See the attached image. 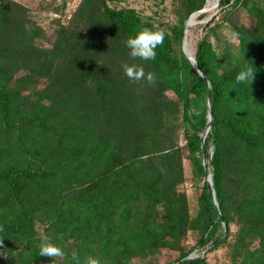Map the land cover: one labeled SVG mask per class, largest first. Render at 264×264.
<instances>
[{
  "label": "trees",
  "instance_id": "1",
  "mask_svg": "<svg viewBox=\"0 0 264 264\" xmlns=\"http://www.w3.org/2000/svg\"><path fill=\"white\" fill-rule=\"evenodd\" d=\"M114 1H81L73 25L60 30L53 46L62 54L63 69L52 72L49 54L41 60L50 79L69 77L58 83L59 90L35 91L33 100L21 91L32 87L29 80L41 66V50L33 44L37 34L27 37L30 26L26 30L12 14L15 3L0 0V264H74V251L100 264L151 261L162 248H179L188 230L200 236L175 262L194 249L226 244L225 264H264V0H219V15L196 44L202 75L181 46L187 19L207 0H178L175 24L111 6ZM240 8L253 25L231 24L237 42L221 43L218 27ZM4 28H11L10 36ZM142 28L165 33L154 61L131 58L124 44ZM107 29L113 36L102 41ZM106 48L115 59L130 58L153 72L155 86L132 83L121 70L107 75L96 59ZM243 66L254 71L251 83L235 80ZM21 69L28 72L17 79ZM88 80L94 82L95 104L71 90ZM167 89L181 105L193 176L211 173L216 202L203 180L194 216L177 190L181 147L164 130L162 112L173 106L160 98ZM208 92L213 118L202 150ZM37 223L64 250L63 260L39 255ZM232 223L236 231L228 241ZM177 264L210 263L198 254Z\"/></svg>",
  "mask_w": 264,
  "mask_h": 264
},
{
  "label": "rangeland",
  "instance_id": "2",
  "mask_svg": "<svg viewBox=\"0 0 264 264\" xmlns=\"http://www.w3.org/2000/svg\"><path fill=\"white\" fill-rule=\"evenodd\" d=\"M11 1L15 3L13 7L14 11L12 12L14 17L18 19L20 18L23 24L25 23L30 26L31 31L26 36L28 37L32 34L34 36L37 34L35 37H33V44L36 46V48H40L41 50L42 55L40 56L41 59H39L41 66H38L34 69L35 72L33 71V75L29 80V85L32 87L30 89H22L21 91L22 95L33 96V100H36V96L33 95L35 91L42 92L43 89L47 88V86H51L54 90H59L58 83H64L65 79L69 77V74L67 75L65 73L64 75L66 78L56 76L60 80L59 82L57 80L50 79L48 76L49 73H45L43 70V63L41 60H45V55L49 54L51 60H53V63L50 67L52 72L54 71L53 69L56 68H59V70L63 69L61 66L63 63L61 59L62 54L60 52L53 51V46L57 42V36L59 35L60 30H62L65 26L69 27L73 25V17L75 16L77 8L82 0ZM208 1H210L211 4V6L209 5V9L206 8V5L208 6ZM260 2L263 3V0H260ZM110 5L116 7H132L140 14L154 16L169 24H175V22H177L179 8H181V4L178 2V0H115L114 2H111ZM204 7L206 8L205 10L203 9ZM204 7L196 14L197 18H195V24L191 26L187 36L185 37V40L187 38L189 53L192 56H194L197 41L206 31L207 27L205 26H207V23L214 14L219 15V0H207ZM231 24H245L246 26L251 27L253 25V19L243 8L234 11L230 17V23H223L218 27L217 34L221 43H223L225 40L231 45L237 42V39L232 31ZM3 31H6V34L9 36L12 32L11 28H4ZM112 33L113 32L110 29H107L106 32L102 34V41L110 40V38L113 36ZM209 39L210 41L215 42L213 35H210ZM99 54L100 55L96 57V59L99 62L100 68H105L107 75H114L118 70L122 71L121 64L125 62H121L114 58L112 48H106ZM127 63L132 64L133 61L129 58ZM26 71L27 70L25 69H21L19 72H17V77H15L18 79L24 76ZM80 83H82L80 86L77 84L75 88L71 89L73 90L72 92L75 95L80 94L83 102L87 104H95L96 93L94 91V82L88 80L81 81ZM127 90H129V87L126 89V91ZM160 98L173 104L171 112H162V117L165 121L164 130L167 132L166 136L170 139H173V142L177 144V146L181 147L183 179L179 184H177V190L179 192H183L186 195L188 209L190 210L191 216H194L197 210V195L199 193L200 186L202 185L203 180H206L211 173L207 168L208 173L204 177L196 178L193 176L191 163L187 155L188 153L186 148H184L185 138L183 130L185 125L182 121L181 105L179 103L178 97L171 89H167ZM43 102H47V100L43 99ZM86 107L90 108V105H87ZM210 150L211 148H209V151ZM36 229L40 233L42 232V226L39 223L36 224ZM220 231L223 234L224 230ZM235 231L236 225L234 223L230 224L228 241L232 240ZM199 236L200 235L198 231L188 230L186 235L182 238L179 248H162L159 253L154 258H152L151 261L135 257L132 261V264H172L176 261L182 251H187L190 247L196 245ZM202 251L203 249H194L192 255L201 254ZM204 256L210 264H225L228 261L227 246L226 244H223L216 249L208 250Z\"/></svg>",
  "mask_w": 264,
  "mask_h": 264
},
{
  "label": "clouds",
  "instance_id": "3",
  "mask_svg": "<svg viewBox=\"0 0 264 264\" xmlns=\"http://www.w3.org/2000/svg\"><path fill=\"white\" fill-rule=\"evenodd\" d=\"M26 30L29 28L25 25ZM165 33L163 30H152L142 28L135 34L130 35L124 41L125 46L129 49V56L133 59L139 58L143 61H154L157 58L156 49L164 43ZM121 68L125 76L132 83L143 81L148 86H155L157 77L153 72H145L142 65L127 62L121 64ZM254 71L251 67L243 66L236 74L235 80L237 83H251L253 80ZM39 255L55 259L65 258V252L62 248L49 241L48 237L43 233L40 234ZM71 259L74 264H100L99 260L86 256L83 259L74 251L71 254Z\"/></svg>",
  "mask_w": 264,
  "mask_h": 264
},
{
  "label": "water",
  "instance_id": "4",
  "mask_svg": "<svg viewBox=\"0 0 264 264\" xmlns=\"http://www.w3.org/2000/svg\"><path fill=\"white\" fill-rule=\"evenodd\" d=\"M204 10L206 9L205 7L203 8ZM195 14H197V13H193L192 15H190V17L187 19V21H186V23H185V26H184V35H183V41H182V46H181V48H182V51H183V53H184V55L191 61V63L193 64V67L202 75V72H201V70L198 68V66H197V64H196V60H195V57L194 56H192V55H189L186 51H185V46H184V40H185V37H186V29L188 28V23H189V21H190V19H191V17L193 16V15H195ZM207 105H208V124H207V126H206V128H205V130L203 131V133H202V136H201V149L203 150V141H204V138H205V136H206V133L208 132V130H209V122L212 120V118H213V116H212V113H211V107H210V94H209V92L207 93ZM207 185H208V187H209V189L211 190V193H212V196H213V199H214V201L216 202V200H215V194H214V191H213V189H212V181H211V176H208V178H207ZM216 206H217V203H216ZM226 231H227V226H226V224H224V232H223V234L221 235V237L226 233ZM220 237V238H221ZM208 251V248H206L202 253H201V256H203L206 252ZM194 257H196V255H188V256H186V257H184L183 259H181L180 261H178V262H182V261H186V260H188V259H191V258H194ZM178 262H174V263H172V264H177Z\"/></svg>",
  "mask_w": 264,
  "mask_h": 264
},
{
  "label": "bare ground",
  "instance_id": "5",
  "mask_svg": "<svg viewBox=\"0 0 264 264\" xmlns=\"http://www.w3.org/2000/svg\"><path fill=\"white\" fill-rule=\"evenodd\" d=\"M209 5L211 6L210 1H208V6L206 5V8H207V9H209ZM195 18H197V17H196V14L193 15V16L191 17V19H190V21H189V23H188V28L186 29V36H187V33H188L189 29L191 28V26H193V25L195 24ZM185 50H186V52H187L189 55H191V54L189 53V49H188L187 38H186V40H185Z\"/></svg>",
  "mask_w": 264,
  "mask_h": 264
}]
</instances>
